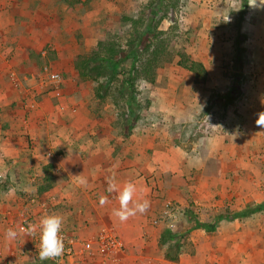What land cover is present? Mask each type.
Wrapping results in <instances>:
<instances>
[{
  "label": "rangeland",
  "instance_id": "1",
  "mask_svg": "<svg viewBox=\"0 0 264 264\" xmlns=\"http://www.w3.org/2000/svg\"><path fill=\"white\" fill-rule=\"evenodd\" d=\"M24 1H29L28 7L33 11L29 10V16L20 25L22 29L28 28V33L33 34L32 45L39 47L34 53V68L25 74H20L14 68L8 73L14 87L18 91L22 89L11 101V116L14 120L30 122L41 119V101L47 98L54 101V106L61 113H76L78 116L82 109L87 108L91 118L85 121L100 123L87 128L78 125L74 127L77 134L96 138L122 137L127 145L132 144V139L138 138L143 152H146L145 148L153 139L182 146L211 148L217 145L214 141L216 136L224 137L235 131L229 117L231 114L238 117L242 96L259 73L247 69L248 59L244 47L243 52L239 51L242 54V66L235 68L236 50H233V58H230V50H227L223 58L218 55L212 59L214 55L211 54L208 60L205 50L199 48L197 38L201 37V24H206L211 14L219 12L223 16L222 7L225 3L227 8L224 14L231 12L237 21L240 11L244 10V21L250 13L251 0ZM237 25L239 27L241 24ZM140 39L150 40L152 45H156L157 41L164 43L166 55L157 69L154 84L142 79L135 80V108H131L132 105L126 101L123 73L128 72L130 61L127 59L121 67L111 64L114 69L109 68L107 73L103 71L98 81L84 80L79 76L75 61L95 52L99 42L127 51L131 42L140 46ZM239 43L241 46L244 40H239ZM207 50L208 53L216 52L213 46ZM180 53L196 62L207 60L205 82L195 83L194 75L177 65ZM138 54L137 51L135 64ZM256 57L260 59V54ZM57 73L61 82L55 88L50 81ZM89 73L95 77L97 71ZM236 76L239 77V94L231 95L229 89L235 84L233 79ZM99 84L103 85V90L109 89V95L103 100L96 96ZM252 86L255 87L253 84L250 88ZM3 112L4 109H0V114ZM133 116H136L133 128H122L125 120ZM25 129L20 132L21 138L27 136ZM33 146L36 144L28 146L31 152ZM117 147L119 145L114 146L115 153ZM256 149L257 152L252 151L249 155H233L232 160L224 156L220 159L213 156L205 160L201 158L198 171L189 163L192 168L191 174L187 176L188 187H191L189 192L196 198L199 196L200 202L190 195L184 202L167 201L168 197L164 195H153L161 206L160 217L156 221L165 222V226L169 223L177 235L165 246H160L165 254L168 252L174 258V261H169L170 264H264V205L256 212L234 217L264 204V145H257ZM41 150L39 152L42 153ZM61 155L58 154L57 158ZM49 161L42 167L51 164L54 173L56 167L52 159ZM204 161L205 170L202 171ZM39 170L40 165L32 164L24 173L35 175L39 174ZM42 174L45 175L44 171ZM202 183L205 186L199 195L197 188ZM8 185L7 180L0 181V198L2 193H6L13 200L14 193H7ZM16 196L15 204L0 214L2 222L20 230L22 219L28 218L27 223L37 227L33 234H28V225L27 230H20L8 258L12 256L17 264H69L73 257L69 258L65 253L47 261H41L38 255L40 221L36 223L34 217L40 212L44 215L53 214L51 209L55 208L53 203L57 202L56 198L53 195L48 198L43 194L32 193H16ZM202 204L208 205L205 211ZM197 223L204 227L197 228ZM62 235L67 238L64 241L65 248L70 238H78L66 229H62ZM3 249L0 248V258L7 259ZM31 254L37 257L30 258ZM84 257L83 254L81 259Z\"/></svg>",
  "mask_w": 264,
  "mask_h": 264
},
{
  "label": "crops",
  "instance_id": "2",
  "mask_svg": "<svg viewBox=\"0 0 264 264\" xmlns=\"http://www.w3.org/2000/svg\"><path fill=\"white\" fill-rule=\"evenodd\" d=\"M255 2L256 0H251L250 13L244 21L241 18L235 21L231 12L224 14L227 4H223V16L219 12L211 14L206 24H201V37L197 38L199 48L205 50L208 60L211 54L214 55L212 59H216L218 55L223 58L226 55L224 51L227 50H230V58H233V50L239 41L237 31H234L237 24H241L238 31L244 37L241 46L247 53L246 67L259 75L255 76L256 80L242 96L238 117L235 114L229 117L235 131L224 137L216 136L214 141L217 145L211 148L182 146L153 139L145 148L146 152H143L138 138L132 139V144L127 145L122 137L96 138L77 134L74 127L78 125L87 128L100 123L85 121L91 118L87 108L82 109L78 116L76 113H61L54 106V101L47 98L41 101V119L29 120L30 122L14 120L11 116V101L22 89L18 91L14 87L9 81L8 73L14 68L20 74H25L27 70L34 68V53L39 46L32 45L33 34L30 35L28 28L22 29L20 25L29 16V10L33 11L28 7L29 1L0 0V109H4L0 114V181L7 180V193H14L13 200L2 193L0 214L5 212V208L15 204L16 193L43 194L48 198L53 195L57 202L53 203L55 208L51 209V213L61 215L64 218L62 229L78 237L73 238L74 247L84 248V260L81 259L82 255L75 256L70 258L69 264H170L165 258V251L160 247L168 243L161 244L160 241L166 230L176 237L177 235L169 227V223L165 226V222L156 221L161 206L153 195L161 194L168 197L167 201L179 202H184L190 195L200 202L199 196L196 198L189 192L191 187L187 183V176L191 174L192 168L199 170V159L205 160L210 156L220 159L224 156L232 160L233 155H249L252 151L257 152V145H264V126L257 122L260 117L264 119V0H260L262 4L258 0L259 6H250ZM212 19L216 21L212 22ZM212 46L216 52L208 53L207 49ZM259 54L260 59L256 57ZM200 62L208 73L207 60ZM253 84L255 87L250 88ZM71 119L73 120L70 121ZM108 127L107 125L106 131ZM22 129L26 131V138L20 137ZM33 143L36 146H33L34 150L31 152L28 146ZM115 145H119L117 153ZM58 154L63 155L57 158ZM50 159L56 168L54 173L50 172L49 181H46L42 174L43 165L50 162ZM32 164L40 165L39 174L24 173ZM204 164L205 161L202 171L205 170ZM113 177L120 189L129 181L136 184L135 199H147L150 202L145 213H137L125 222L113 215V210L120 206L118 192L107 191L108 181ZM83 180L87 182L82 183ZM204 186L205 183H202L197 188L199 195ZM101 197H106L108 203L102 206ZM202 207L205 211L208 205L202 204ZM44 216L46 215L40 212L34 220L37 223ZM9 228L15 229L2 222L0 217V248H4V256H7V259L0 258V264H17L12 256L8 258V253L19 237L16 240L7 239L5 232ZM104 230L113 232L124 245V250L114 257L98 252L96 240ZM31 255L32 259L37 257Z\"/></svg>",
  "mask_w": 264,
  "mask_h": 264
},
{
  "label": "trees",
  "instance_id": "3",
  "mask_svg": "<svg viewBox=\"0 0 264 264\" xmlns=\"http://www.w3.org/2000/svg\"><path fill=\"white\" fill-rule=\"evenodd\" d=\"M244 10L240 11L239 15L241 19L244 17ZM237 29V40H244V37L239 33V27H236ZM141 40V39H140ZM140 40H138L140 42ZM157 41L156 45H152L150 40L143 39L140 42V46H136L135 42H131L129 44V48L127 51L124 50H119L116 46H113L112 44H103L102 42H99L97 44V49L95 52L88 56L84 57H79L75 61V68L78 71L79 76L86 80V79H93L95 81H98L103 74V71L107 73L109 71V68L112 70L114 69V66L118 65L121 67L123 65L124 60L130 61L129 67H128V72L123 73L124 75V84H125V91L127 90L126 94V101L127 104L132 105L131 108H135V101L136 96L135 95V80L136 79H142L150 84H154L155 79H156V72L157 69L160 66V62L165 60V53H166V48L164 43H158ZM240 44L237 43L236 46V53L234 56L235 63L234 67L235 68H240L242 66V54L239 53V51L243 52V47L239 46ZM138 49V50H137ZM137 51H138V59H137V64H135V60L137 58ZM135 58V59H134ZM111 64H114V66L111 67ZM177 65L181 67L182 69L192 73L194 75V81L195 83H203L207 80V71L204 67V65L200 62H196L191 60L188 55L184 53H180L179 55V60L177 62ZM90 67H93L90 69ZM97 71V74L95 77H92V74L89 72ZM113 74V73H110ZM239 77L236 76L233 79L234 85L231 86L229 89V93L236 94L239 90ZM130 91V92H129ZM237 93L236 95H238ZM109 95V89L103 90V85L99 84V87L97 88V97L100 98L101 100L105 99ZM130 108V109H131ZM136 116H133L132 119L130 120H125V122L122 124V128H128L131 129L133 128L132 125L134 124ZM124 130V129H123ZM52 169V165L49 164L45 166L44 173H45V180L49 181L50 179V172ZM264 204L261 206H258L251 211H244L242 213L234 215L235 218H239L240 216H246L248 213H253L261 209ZM226 219V217L222 218ZM197 228L204 227L203 225L197 223L196 224ZM175 238V235L171 233L170 231L166 230L165 234L162 237V240L160 241L161 244H166L169 243L170 241ZM170 253V251H169ZM165 258L168 261H174V258L166 252Z\"/></svg>",
  "mask_w": 264,
  "mask_h": 264
},
{
  "label": "clouds",
  "instance_id": "4",
  "mask_svg": "<svg viewBox=\"0 0 264 264\" xmlns=\"http://www.w3.org/2000/svg\"><path fill=\"white\" fill-rule=\"evenodd\" d=\"M259 4H262L259 0ZM258 0L255 4L250 6H259ZM54 80H59L58 76L52 77ZM258 124L264 126V119L261 117L258 119ZM86 183V180L81 181ZM109 193L118 192L119 208L113 210L115 215L121 222L127 221L130 217L137 215V213L143 214L150 207V202L147 199L138 201L135 199L137 194V186L134 182H126L123 188L120 189L115 182V178H110L108 181ZM108 203L106 197L100 198V204L103 206ZM64 218L61 215L49 214L41 218L39 222V259L41 261L52 260L60 257L65 250V244L62 236V227ZM35 225L28 226V234L35 233ZM20 235V230L9 228L5 232V237L9 240H16Z\"/></svg>",
  "mask_w": 264,
  "mask_h": 264
},
{
  "label": "built area",
  "instance_id": "5",
  "mask_svg": "<svg viewBox=\"0 0 264 264\" xmlns=\"http://www.w3.org/2000/svg\"><path fill=\"white\" fill-rule=\"evenodd\" d=\"M55 76L59 77V80H54L53 78H51V84H54L55 88L58 87V85L61 82V77L60 75L54 74ZM53 75V76H54ZM52 76V77H53ZM46 210V208L44 209ZM22 218V217H21ZM28 218H25L24 220L22 219V223L20 224L19 228L22 231L27 230V225L29 226L28 222ZM63 236V235H62ZM63 240L67 241L66 236H63ZM97 243V248H98V252L101 255H107V256H113V254H119L123 251V243L117 238V236H115L114 234H112V232H102L96 240ZM75 243L73 241V238H70L69 242L67 243V247L64 250V253L66 254L67 257H75V256H81L83 255V250L84 248L81 249H75ZM73 248V249H72Z\"/></svg>",
  "mask_w": 264,
  "mask_h": 264
}]
</instances>
